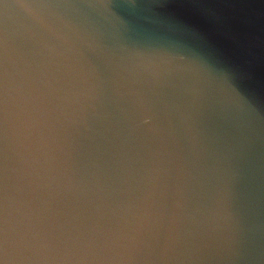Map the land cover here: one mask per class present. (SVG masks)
Wrapping results in <instances>:
<instances>
[{"label": "water", "instance_id": "1", "mask_svg": "<svg viewBox=\"0 0 264 264\" xmlns=\"http://www.w3.org/2000/svg\"><path fill=\"white\" fill-rule=\"evenodd\" d=\"M0 44L48 109L54 212L152 193L173 264H264V0H0Z\"/></svg>", "mask_w": 264, "mask_h": 264}, {"label": "clouds", "instance_id": "2", "mask_svg": "<svg viewBox=\"0 0 264 264\" xmlns=\"http://www.w3.org/2000/svg\"><path fill=\"white\" fill-rule=\"evenodd\" d=\"M31 15L50 28L40 12ZM49 119L41 95L24 73L14 78L8 72L2 126L7 259L0 264H173L178 250L172 229L164 249L157 252L163 216L152 193L122 205L118 212L71 218L54 212L37 195L55 178ZM215 220L219 225L224 218L217 213ZM213 239L230 257L242 243L231 219Z\"/></svg>", "mask_w": 264, "mask_h": 264}, {"label": "snow or ice", "instance_id": "3", "mask_svg": "<svg viewBox=\"0 0 264 264\" xmlns=\"http://www.w3.org/2000/svg\"><path fill=\"white\" fill-rule=\"evenodd\" d=\"M37 8L44 7L43 4H36ZM9 72V61L6 47L0 44V261L6 260L5 238H4V215H5V175L4 158L2 145V126L5 101V82Z\"/></svg>", "mask_w": 264, "mask_h": 264}]
</instances>
